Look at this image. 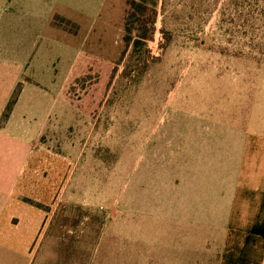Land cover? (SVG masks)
Returning <instances> with one entry per match:
<instances>
[{
	"label": "rangeland",
	"instance_id": "rangeland-1",
	"mask_svg": "<svg viewBox=\"0 0 264 264\" xmlns=\"http://www.w3.org/2000/svg\"><path fill=\"white\" fill-rule=\"evenodd\" d=\"M34 11L54 16L60 31L38 52L75 65L50 123L56 118V146L70 158L69 207L77 206L75 233L64 236L87 241L85 251L62 247L56 262L150 264L143 257L163 255L216 264L221 230L189 218L196 205L188 207L181 168L189 144L264 133V0H160L138 50L124 42L126 0H0V32L12 15L20 33ZM56 204L62 211L65 202Z\"/></svg>",
	"mask_w": 264,
	"mask_h": 264
},
{
	"label": "crops",
	"instance_id": "crops-1",
	"mask_svg": "<svg viewBox=\"0 0 264 264\" xmlns=\"http://www.w3.org/2000/svg\"><path fill=\"white\" fill-rule=\"evenodd\" d=\"M63 17L73 24L70 16ZM7 18L6 29L0 32L1 43L3 36L10 40L0 43V117L18 84L21 90L0 127V264H60L56 261L62 247L69 251L72 246L75 251L79 244L85 251L87 241L64 236L75 233L69 222L77 221V206L69 207L73 198L66 186L70 158L56 146V118L50 123L51 106L62 97L75 65L59 63L56 56L46 60L44 46L38 52L46 39L53 41L52 31L60 32L54 16L46 21L39 19L37 11L30 12L20 33L14 31L12 15ZM48 48L51 53L52 47ZM65 50L67 54L69 43ZM38 111L41 120L33 124ZM210 145L186 147L187 154L197 149L191 158L184 155L181 168V185L186 182L191 194L188 207L192 202L196 205L189 209V218L203 229L221 230L216 264H264V133L252 130L228 146L220 139ZM65 147L70 148V143ZM59 199L65 202L62 211L56 204ZM161 257L142 260L170 264Z\"/></svg>",
	"mask_w": 264,
	"mask_h": 264
},
{
	"label": "trees",
	"instance_id": "trees-1",
	"mask_svg": "<svg viewBox=\"0 0 264 264\" xmlns=\"http://www.w3.org/2000/svg\"><path fill=\"white\" fill-rule=\"evenodd\" d=\"M159 1L126 0L127 12L124 25V42L128 46L131 45L133 50H138V48L144 46V43L150 40L153 31L152 24L156 18ZM148 24H150L149 29L146 28ZM20 90L21 84H18L0 117V127L7 122Z\"/></svg>",
	"mask_w": 264,
	"mask_h": 264
}]
</instances>
